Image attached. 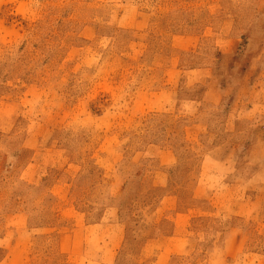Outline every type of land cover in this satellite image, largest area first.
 Wrapping results in <instances>:
<instances>
[{
	"label": "rangeland",
	"instance_id": "rangeland-1",
	"mask_svg": "<svg viewBox=\"0 0 264 264\" xmlns=\"http://www.w3.org/2000/svg\"><path fill=\"white\" fill-rule=\"evenodd\" d=\"M0 264H264V0H0Z\"/></svg>",
	"mask_w": 264,
	"mask_h": 264
}]
</instances>
